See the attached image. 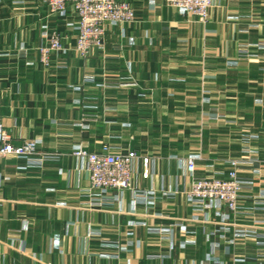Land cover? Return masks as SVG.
I'll return each instance as SVG.
<instances>
[{"label": "crops", "instance_id": "crops-1", "mask_svg": "<svg viewBox=\"0 0 264 264\" xmlns=\"http://www.w3.org/2000/svg\"><path fill=\"white\" fill-rule=\"evenodd\" d=\"M120 1L134 22L108 25L81 57L70 8L0 0V121L14 143L38 139L57 156L35 167L0 158V264H264L256 240L236 235L260 228L264 210L247 199L235 214L200 211L185 193L188 156L197 177L223 171L250 135L264 165V0H212L206 23L165 0ZM51 31L65 51L44 68L38 47ZM105 143L138 157L131 188L101 198L71 151ZM242 176L264 197L263 171ZM226 214L229 229L209 235ZM176 220L185 230L151 231Z\"/></svg>", "mask_w": 264, "mask_h": 264}, {"label": "built area", "instance_id": "built-area-1", "mask_svg": "<svg viewBox=\"0 0 264 264\" xmlns=\"http://www.w3.org/2000/svg\"><path fill=\"white\" fill-rule=\"evenodd\" d=\"M48 10L49 15H64L70 8L77 16L74 26L75 46L79 56H86L93 48L103 46L106 35V27L118 25H130L135 20L134 9L131 4L120 0H40ZM166 5L176 8L182 15L195 17L198 21L206 23L209 18V10L212 0H165ZM45 42L38 47L39 61L48 68L52 54L65 51L62 44V36L56 31L44 33ZM257 48H264V41L255 44ZM87 80H92L87 78ZM86 120V118H84ZM85 124V123H83ZM252 137L247 136L243 142V155L227 161L225 170L197 177L194 175L196 159L192 155L185 159V167L191 176L190 188L185 192L188 200L194 208L202 211L213 206H223L229 213L235 214L244 200L250 199L253 212L264 210V197L253 198L250 192L255 186L253 178L243 177L242 173L258 174L264 172V165L255 151L248 148ZM38 139H27L21 143H14L10 132L0 121V158L10 157L22 162L23 167L41 166L45 161L56 159L54 153L38 152ZM71 154L86 170L88 175L87 193L98 194L105 198L112 190L122 192L131 188L132 166L138 154L134 150L122 151L105 143L99 152H90L82 146H76ZM147 164V160H144ZM144 175H147L145 170ZM260 189H264V182H257ZM264 195V194H263ZM100 202H97L99 204ZM221 225L210 232L223 233L229 229L228 214L221 215ZM182 221H174L172 224L160 226L152 232H170L173 227L185 230ZM92 236L98 235L91 233ZM241 238L251 237L256 240L257 248L255 257L264 259V219L260 228L243 229L236 232ZM217 246H214L216 248ZM212 248V249H214ZM239 260V259H238ZM213 264H218L216 260ZM44 264H51L45 262Z\"/></svg>", "mask_w": 264, "mask_h": 264}, {"label": "rangeland", "instance_id": "rangeland-1", "mask_svg": "<svg viewBox=\"0 0 264 264\" xmlns=\"http://www.w3.org/2000/svg\"><path fill=\"white\" fill-rule=\"evenodd\" d=\"M87 55H88V54H87ZM87 55H86V56H87ZM81 57H85V56H81Z\"/></svg>", "mask_w": 264, "mask_h": 264}]
</instances>
